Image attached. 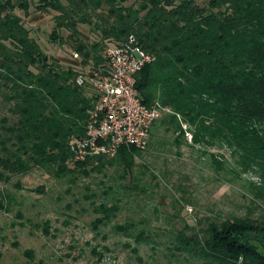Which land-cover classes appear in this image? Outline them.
<instances>
[{
	"label": "trees",
	"instance_id": "16d2710c",
	"mask_svg": "<svg viewBox=\"0 0 264 264\" xmlns=\"http://www.w3.org/2000/svg\"><path fill=\"white\" fill-rule=\"evenodd\" d=\"M126 2L0 0V107L5 112L0 179L46 166L58 179L87 175V166L100 172L116 165L123 176L131 173L143 151L121 148L111 159L77 162L68 143L83 135L96 100L88 85L75 84L76 75L104 72V50L132 36L154 57L134 75L139 100L171 111L151 129L157 125L173 135L177 148L187 144V132L190 146L228 149L240 173L259 175L256 197L264 200V0H207L204 6L195 0ZM30 8L51 14L50 40L67 44L78 60L64 67L41 50L16 15L26 16ZM79 26H87L94 40ZM210 159L215 170L226 164ZM98 211L102 218L94 226L110 221L118 207L99 205ZM132 226L116 230L127 233ZM142 240L140 233L136 242ZM174 242L175 251L195 264H264V216L212 221L189 237L178 234Z\"/></svg>",
	"mask_w": 264,
	"mask_h": 264
},
{
	"label": "rangeland",
	"instance_id": "374dc122",
	"mask_svg": "<svg viewBox=\"0 0 264 264\" xmlns=\"http://www.w3.org/2000/svg\"><path fill=\"white\" fill-rule=\"evenodd\" d=\"M195 1L202 6L207 2ZM16 15L46 55L64 67L72 64L70 47L49 38L51 14L30 8L26 16L18 11ZM79 30L94 40L87 26ZM4 115L0 107V118ZM183 130L187 131L185 126ZM173 138L155 125L146 150L124 176L116 165L100 172L87 166V175L78 172L61 179L47 166L25 175L4 174L0 264H195L175 251L178 234L189 237L209 222L230 217L262 219L264 200L256 197V188L261 187L257 173H240L226 148L190 146L186 138L187 144L177 148ZM210 155L226 163L222 170L214 169ZM99 205H117L118 212L94 226L102 218ZM129 224L133 226L127 233L116 230ZM140 233L143 240L136 242Z\"/></svg>",
	"mask_w": 264,
	"mask_h": 264
},
{
	"label": "built area",
	"instance_id": "2783aa9c",
	"mask_svg": "<svg viewBox=\"0 0 264 264\" xmlns=\"http://www.w3.org/2000/svg\"><path fill=\"white\" fill-rule=\"evenodd\" d=\"M71 55L78 60L76 53ZM103 55L107 63L104 72L90 70L77 74L74 80L78 86L88 85L96 97L83 135L68 143L77 162L98 157L111 159L121 148L144 151L152 125L171 114L156 102L147 107L139 100L134 75L151 64L154 57L145 53L132 36L118 46L107 47ZM184 137L191 141L187 132Z\"/></svg>",
	"mask_w": 264,
	"mask_h": 264
}]
</instances>
